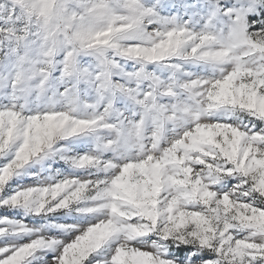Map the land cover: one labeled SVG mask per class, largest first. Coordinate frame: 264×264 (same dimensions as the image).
Instances as JSON below:
<instances>
[{"label": "snow or ice", "instance_id": "obj_1", "mask_svg": "<svg viewBox=\"0 0 264 264\" xmlns=\"http://www.w3.org/2000/svg\"><path fill=\"white\" fill-rule=\"evenodd\" d=\"M0 264H264V0H0Z\"/></svg>", "mask_w": 264, "mask_h": 264}, {"label": "rangeland", "instance_id": "obj_2", "mask_svg": "<svg viewBox=\"0 0 264 264\" xmlns=\"http://www.w3.org/2000/svg\"><path fill=\"white\" fill-rule=\"evenodd\" d=\"M21 215H22V213H21Z\"/></svg>", "mask_w": 264, "mask_h": 264}]
</instances>
